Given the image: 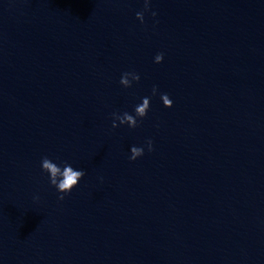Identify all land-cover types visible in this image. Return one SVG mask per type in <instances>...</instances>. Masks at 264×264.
Instances as JSON below:
<instances>
[{
    "label": "water",
    "instance_id": "obj_1",
    "mask_svg": "<svg viewBox=\"0 0 264 264\" xmlns=\"http://www.w3.org/2000/svg\"><path fill=\"white\" fill-rule=\"evenodd\" d=\"M143 7L0 0V264H264V0ZM44 156L86 173L63 201Z\"/></svg>",
    "mask_w": 264,
    "mask_h": 264
},
{
    "label": "clouds",
    "instance_id": "obj_2",
    "mask_svg": "<svg viewBox=\"0 0 264 264\" xmlns=\"http://www.w3.org/2000/svg\"><path fill=\"white\" fill-rule=\"evenodd\" d=\"M151 0H144L143 11L136 13V19L141 24L144 23L145 12L150 10ZM153 18L156 17V12H151ZM164 60L163 53H157L154 57V63L160 64ZM140 75L135 71H125L121 74L119 84L127 89L131 88L133 83L139 82ZM158 93L157 86L152 88V96H156ZM160 100L165 108H171L173 106V100L167 93H160ZM150 110V97H142L140 102L137 103L132 113L128 111L113 112L112 113V128L120 126H127L130 129H135L139 126L140 122L146 118ZM145 148L148 152L153 151V141L148 139L143 146L133 145L130 147L129 160L135 161L145 154ZM41 172L44 173L50 185L55 189L57 193V199L63 201L65 197L72 193V191L79 186L80 181L85 176V171L80 168H76L73 164L66 160H61L58 157L52 158L44 156L40 160ZM39 197H34V200H38Z\"/></svg>",
    "mask_w": 264,
    "mask_h": 264
}]
</instances>
